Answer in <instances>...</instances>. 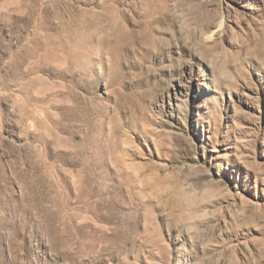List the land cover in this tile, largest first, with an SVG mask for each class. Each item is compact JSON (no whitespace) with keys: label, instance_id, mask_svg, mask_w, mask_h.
<instances>
[{"label":"rangeland","instance_id":"374dc122","mask_svg":"<svg viewBox=\"0 0 264 264\" xmlns=\"http://www.w3.org/2000/svg\"><path fill=\"white\" fill-rule=\"evenodd\" d=\"M0 264H264V0H0Z\"/></svg>","mask_w":264,"mask_h":264},{"label":"bare ground","instance_id":"6f19581e","mask_svg":"<svg viewBox=\"0 0 264 264\" xmlns=\"http://www.w3.org/2000/svg\"><path fill=\"white\" fill-rule=\"evenodd\" d=\"M211 37H212V33L207 36V38H211Z\"/></svg>","mask_w":264,"mask_h":264}]
</instances>
